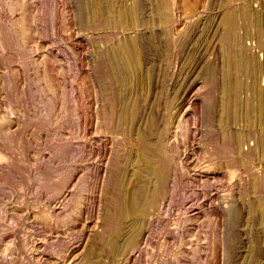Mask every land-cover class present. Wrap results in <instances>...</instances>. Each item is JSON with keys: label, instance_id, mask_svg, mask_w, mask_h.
Instances as JSON below:
<instances>
[{"label": "rangeland", "instance_id": "rangeland-1", "mask_svg": "<svg viewBox=\"0 0 264 264\" xmlns=\"http://www.w3.org/2000/svg\"><path fill=\"white\" fill-rule=\"evenodd\" d=\"M189 1L196 7L193 17L168 0L166 23L113 28L97 16L86 20L81 0H0V264H252L258 224L247 206L264 201V156L252 133L242 144L232 141L236 131L249 129L242 108L236 121L218 116L225 78L219 38L197 35L184 51L176 48L197 17L240 7L263 13L264 0H232L228 9L217 0ZM163 28L170 37L169 61L146 54L141 43L145 55L126 83L143 98L142 130L152 114L165 127L163 155L172 158L174 170L136 244L114 255L100 238V190L113 153L126 154L132 131L115 127L114 80L105 51ZM244 34L242 27L236 32L245 55L255 54L262 63L264 49ZM192 44H198L197 65L188 60ZM204 63L216 82L209 81ZM249 96L248 90L239 95L241 101ZM238 155L248 157L240 161ZM263 255L256 256L260 264Z\"/></svg>", "mask_w": 264, "mask_h": 264}, {"label": "bare ground", "instance_id": "bare-ground-1", "mask_svg": "<svg viewBox=\"0 0 264 264\" xmlns=\"http://www.w3.org/2000/svg\"><path fill=\"white\" fill-rule=\"evenodd\" d=\"M81 1H82L81 3L86 20L89 21L90 19L91 21L92 17L97 16L98 18L96 19L100 21L99 23L103 24L104 26H112L113 28L114 27L128 28V27H136V26L146 27V26H150L151 24L153 25V23L157 21L160 26L162 25V23H166L169 20V15L167 13L168 9L170 8L167 7L168 0H81ZM217 1L220 2L222 6L224 5L227 9L229 8L228 3L230 1L232 2V0H220V1L217 0ZM176 3L178 6L177 8L180 10V13H183L190 17L197 15L195 5L191 4L189 0H176ZM209 5H212V3ZM209 11L210 8H208V12ZM215 15H211L207 13L205 17L203 16L204 18L202 20H199V17H197L195 19V28H192L191 31L186 32V34H182V36H180L179 42H177L178 48H176V50L178 49L179 52L184 51L186 45H190V42L194 39V36L198 37L197 35H202V37L201 36L199 37H201V39L203 38L204 41L208 38L207 36L209 34H211L212 36L211 38L213 37L216 39L217 37L219 38L221 43L219 46L222 52L221 57H223L222 61L224 62V64L222 62L223 65L222 70L225 78L223 77L224 80L221 81L222 85L219 84L221 87V91L220 94L218 95L219 97L217 99L218 101L216 100L218 102L217 103L218 106H220V111H219L220 113H218V116L220 114L219 117L225 119L229 118L230 121H236L238 115H240L238 114L239 113L238 109L240 110L242 108L243 110V112H241L243 113L242 117H245V120L247 122L246 124H248L249 129L246 131L245 130L236 131L232 135L233 136L232 141L233 142L236 141L235 143L237 144H242V142L245 141V137L250 135L249 133H252L251 136L254 135V139H255L254 142L256 148L258 149V153L260 156L263 157L264 156V86L262 87L261 84H259L258 80L260 81V79L258 78L260 77L259 74L264 76V61H262V63L259 62V59L257 58V55L255 56V54L253 55L251 54L252 56L247 54L249 55L248 57L245 55L246 51L244 52V50L246 49H244V45L241 44L242 41L240 40L242 36L238 37L236 35V32L239 28L242 27L245 31L244 34L246 36L245 38H251L252 40L255 39V43H253L255 47L259 48L260 50L264 49V12L259 13L257 10L251 9V7L250 8L240 7L237 9V11L234 10L233 12H230V10H226V12L218 14L217 17ZM158 23L156 24L158 25ZM198 26H199V30H197ZM253 27H254V31L251 30V28ZM211 29L213 33L210 32ZM167 31H168L167 29L163 28L162 30L158 31L157 33L154 32L153 34L151 32L146 35H143V33L138 34L133 38H127L124 41L118 42L116 44L113 43L115 46L113 45L114 47L113 49L110 47L112 51L111 54H110V50L105 51V52H109V54L108 53L107 54L110 55V57L108 56V58H110L109 63H110V68H111L110 71L112 75L111 74L109 75L113 76L112 78L114 80L113 81L114 83L112 82V85L114 84V89H115V91L113 90L115 92L114 94L115 103H113L112 101L111 102L115 104L114 106L115 112L113 115V119L115 118L114 119L115 127L119 130L128 127L132 131L131 142H129L130 145H128V147L129 146L130 147L129 148L127 147L128 150H126L127 152L125 151L126 154L124 153L123 154L124 156H120L118 155V153L117 154L113 153L112 159H110V163L108 162L109 167L106 172L107 176L106 179L103 177L105 180H103L101 186L102 188L100 190L101 191L100 201L102 204L101 205L102 231L100 234L101 235L100 238L102 240L101 242H103L102 244L110 247L113 254L121 250L122 247L124 248V246L126 248V246H132L136 244L135 243L136 237H138L141 231L143 230V228H145L144 226L147 216L149 215V213L152 212V210L156 208L157 202L162 197V195L164 193L166 194L168 179L171 174L170 172L174 170L172 164L173 163L172 158H169L170 156L169 157L164 156L165 153H163V150L165 148V144H164L165 131L163 128L165 127H161L162 124H160L159 126V124L157 123L159 119H157L156 117L157 119L156 120L152 114V116H149V119L147 121L146 130H142L141 126L138 124V121L140 120V113L142 110L141 108L142 96L138 94L139 91L138 90L136 91L135 89L136 87L135 88H131V86L128 87L129 85L127 86L126 83L129 80L128 78H132L130 77V75H132L131 72L138 69L139 66L141 65L142 54H143L142 49L145 48V47L144 48L141 47V43L143 42L146 43L145 53L150 56L154 55V57L156 58L158 57L159 60L160 59L168 60L171 57L172 51L168 40L170 39V37L168 38L169 35ZM198 40L199 39H197V41ZM192 45H193V49L190 48L191 51L189 50L190 52H188L189 55H191L190 59L188 60L191 61V62L189 61L191 64L193 63L196 64L198 62L196 60V58L198 57L196 56L198 52L197 50L198 47L196 45L198 44H192ZM145 53L143 55H145ZM106 61L107 60H105V62ZM206 63H204V65ZM196 65L195 67H197ZM204 67L202 68L205 70L206 75L208 76V78L210 77L209 81H212L213 79L212 77H214L213 70L211 69V67H208V65ZM189 72H190L189 74L190 76L191 73L194 75V71L191 72L189 70ZM111 76H110V80H112ZM243 77H249V79L251 78L252 82L251 83L249 82L250 85H247L244 81H242ZM213 80L215 81V79ZM214 85H216V83ZM241 90L242 91L248 90V92L250 91V96L248 99L241 101L239 97ZM213 102L215 103V100H213ZM169 103L170 102H167V105ZM111 107L113 108V106ZM222 121L224 120L222 119ZM111 122H113V120H111ZM114 130L116 131V129ZM221 134L219 135L221 136ZM223 135L224 134H222V136ZM221 139H223V137ZM221 143L222 145L224 144L222 141ZM229 143L231 144L230 141ZM224 146H223L224 150L227 151L228 143L226 142ZM246 157L248 156H241L238 159L240 161L243 160L246 161ZM234 159H236V157ZM7 166L9 167L10 165ZM12 166H14V164ZM9 170L11 169L9 168ZM20 170H18V172ZM18 172H14V173H18ZM26 173L28 174V171ZM10 175L8 177H10L11 180L12 174ZM44 175L46 176V177L44 176V178L46 179L47 175L46 174ZM22 176H24V174ZM48 176L50 177V174ZM23 178L27 179L28 177L24 176ZM25 181L26 180H24V182ZM26 182H28V180ZM24 185L27 184L25 183ZM254 185L255 182L253 186ZM263 202L258 199H254L251 200L247 206L249 207L250 212L252 211L256 212L257 214L256 221L258 224L257 232H255L257 236L256 237L257 246L255 247L254 252L251 253V257L253 259L252 264H260L257 262L256 256L259 254H264V203ZM236 216H237L236 213L234 216L232 215V217L235 219L234 220L232 218L234 220V224L236 223V218H237ZM230 234H232V232H230ZM233 234L231 235V241H233L231 248L233 247V245L235 247L236 244L235 235Z\"/></svg>", "mask_w": 264, "mask_h": 264}]
</instances>
